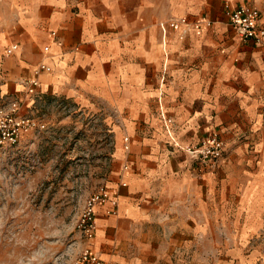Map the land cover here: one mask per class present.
Returning <instances> with one entry per match:
<instances>
[{"label":"crops","instance_id":"0c3cea01","mask_svg":"<svg viewBox=\"0 0 264 264\" xmlns=\"http://www.w3.org/2000/svg\"><path fill=\"white\" fill-rule=\"evenodd\" d=\"M227 1L264 12V0H0L1 99L27 115V99L46 92L117 110L107 185L118 213L98 206L94 242L111 264H193L189 248L216 223L239 235L233 262L259 261L242 247L264 232V40L241 39ZM181 16L213 22L184 38L161 26ZM43 60L52 71L36 75ZM210 135L226 141L216 174L186 150Z\"/></svg>","mask_w":264,"mask_h":264},{"label":"rangeland","instance_id":"374dc122","mask_svg":"<svg viewBox=\"0 0 264 264\" xmlns=\"http://www.w3.org/2000/svg\"><path fill=\"white\" fill-rule=\"evenodd\" d=\"M27 100L29 113L44 118L47 128L0 147V264H71L86 245L78 228L86 199L109 182L118 113L104 102L81 105L50 92ZM248 169L235 172L243 176ZM225 227H207V237L189 248L193 264H236L239 249L227 245L239 235L231 237ZM242 249L264 264V232Z\"/></svg>","mask_w":264,"mask_h":264},{"label":"built area","instance_id":"2783aa9c","mask_svg":"<svg viewBox=\"0 0 264 264\" xmlns=\"http://www.w3.org/2000/svg\"><path fill=\"white\" fill-rule=\"evenodd\" d=\"M225 14L230 23L235 27L243 41L254 40L261 43L264 40V12L249 3L234 4L231 1L225 3ZM212 20L207 17L190 23L186 17H171L167 21H163L161 26L166 28L172 26L181 31L180 37L184 38L189 30L201 28L203 24L212 25ZM50 35L56 39L58 32L52 30ZM19 49L18 43H12L7 48V54H12ZM46 53L50 52V45L44 47ZM41 71H52V66L43 60L35 70L36 75ZM26 90L30 94L37 93L41 86L38 76L26 79ZM8 102L0 104V147H10L20 143L25 136L44 131L47 123L36 116L21 114V102L17 98L8 99ZM129 140L128 137L125 138ZM127 147H129L127 145ZM226 148V141L218 135H210L203 137L199 143L187 146V151L191 157L199 163L200 168L207 171V167L215 169L223 160ZM127 168V166H126ZM101 204H108L106 214H117L119 199L107 184L100 185L98 189L92 193L84 204L81 211L78 228L82 232L86 245L82 249L80 255L71 264H111L104 258L94 246L98 231L97 210Z\"/></svg>","mask_w":264,"mask_h":264}]
</instances>
